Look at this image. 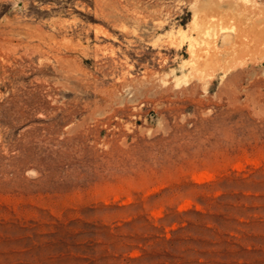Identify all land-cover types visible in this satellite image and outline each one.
<instances>
[{"label": "rangeland", "instance_id": "374dc122", "mask_svg": "<svg viewBox=\"0 0 264 264\" xmlns=\"http://www.w3.org/2000/svg\"><path fill=\"white\" fill-rule=\"evenodd\" d=\"M0 264H264V0H0Z\"/></svg>", "mask_w": 264, "mask_h": 264}, {"label": "bare ground", "instance_id": "6f19581e", "mask_svg": "<svg viewBox=\"0 0 264 264\" xmlns=\"http://www.w3.org/2000/svg\"><path fill=\"white\" fill-rule=\"evenodd\" d=\"M229 34V33H228ZM240 36V35H239ZM228 41V40H227ZM237 41V40H236ZM236 43V42H235ZM234 43V44H235ZM241 43V42H240ZM255 43V42H254ZM256 46V45H255ZM226 47V46H225ZM228 47V46H227ZM238 47V46H237ZM230 48V47H229ZM253 48H254V46H253ZM231 49H232V47H231ZM230 49V50H231ZM223 50V49H222ZM255 50V49H254ZM237 51H238V48H237ZM245 51V50H244ZM198 53V52H197ZM237 53H239V51L237 52ZM200 55V54H199ZM239 55H241V52L239 53ZM223 53L222 52H220V51H216V55H215V57H214V59L212 60V62H210V63H207L206 65H204V68H208V69H211V72H213V71H216L219 67H221L222 66V62H223V60H225L226 62H228V63H230V66L231 67H233V66H235L236 65V63H239V61H240V59H241V57H243V55L240 57V56H237L234 52H227L226 54H225V58L223 59ZM246 57V56H245ZM244 57V58H245ZM243 58V59H244ZM201 61V60H200ZM194 62V61H193ZM201 64V63H200ZM204 64H205V62H204ZM203 65V64H202ZM229 65V64H228ZM227 66V65H226ZM197 67H199V66H197ZM228 68H229V66H227ZM226 69V68H225ZM199 70V69H198Z\"/></svg>", "mask_w": 264, "mask_h": 264}]
</instances>
